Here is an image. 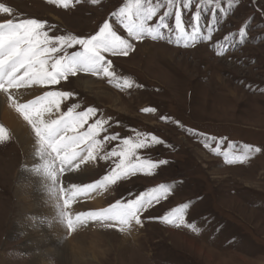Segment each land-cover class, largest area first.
Returning a JSON list of instances; mask_svg holds the SVG:
<instances>
[{"label":"rangeland","instance_id":"1","mask_svg":"<svg viewBox=\"0 0 264 264\" xmlns=\"http://www.w3.org/2000/svg\"><path fill=\"white\" fill-rule=\"evenodd\" d=\"M124 2L73 0L74 6L65 9L49 0H0L13 9L11 15L0 13V21L35 18L46 22V31L51 27V35L87 37L105 20L113 22L111 14ZM199 2L193 0V6L183 11L185 19ZM221 6L225 12L217 11L219 23L211 41L185 47L146 37L132 39L127 56L106 53L120 82L133 81L130 88L117 87L116 79L109 82L102 75L80 72L58 85L32 86L31 96L20 102L35 98L39 91H68L73 97L62 102V110L71 104L81 106L77 111L91 106L98 110L97 118L109 119L101 138L118 133L121 139H135L139 132L164 141L137 152L167 163L150 175L138 173L97 192L101 209L168 185L167 198L143 211L139 225L133 222L120 231L119 226L94 221L69 232L56 218L57 197L49 192L48 178L33 171L40 163L34 131L14 108L29 129L30 142L22 145L2 119L13 101H3L0 125L10 138L0 142V264H264V0H233L231 7L222 0ZM209 9L204 5L200 21L205 33L212 16ZM164 10L149 23L157 22ZM173 21L174 17L168 18L170 24ZM114 27L127 38L120 25ZM241 27L247 31L243 43L235 35ZM79 50L78 45L68 49ZM145 108L155 111L145 112ZM208 137L216 138L210 146L205 145ZM117 144H107L106 150ZM244 145L260 151L232 164L217 154L228 151L233 158L243 154ZM111 166V161L100 159L85 162L81 169L61 174L57 187L67 188L71 175L80 184L94 182ZM185 202L189 207L184 225L160 219ZM82 204L96 210L87 202ZM45 208L55 215H45Z\"/></svg>","mask_w":264,"mask_h":264},{"label":"snow or ice","instance_id":"2","mask_svg":"<svg viewBox=\"0 0 264 264\" xmlns=\"http://www.w3.org/2000/svg\"><path fill=\"white\" fill-rule=\"evenodd\" d=\"M79 2L80 0H75V3ZM90 2L96 4L99 0ZM227 2L231 7L233 0ZM49 3L65 9L74 6L73 0H49ZM204 5L210 6L212 14L206 33L200 25ZM221 5L222 0H200L194 5L195 12L185 19L183 11L193 6V0H125L111 14L113 22L105 20L94 35L87 37L73 34L51 35V27L46 31V22L35 18L0 22V90L8 92L9 89L30 90L32 86H54L80 72L102 75L109 78V82L116 79L117 87L130 88L133 81L123 78L122 83L120 82L112 69V61L105 56L106 53L127 56L133 48L131 40L141 41L146 37L178 45L183 43L185 47L199 41H211L213 29L219 23L216 19L217 11L225 12ZM161 9L165 10L159 15L157 22L149 23ZM12 12L11 7L0 3V13L11 15ZM169 17H174L171 24L168 22ZM114 24L123 28L127 38L118 34ZM235 35L243 43L247 38L246 28L241 27ZM223 39L227 40L229 37L225 36ZM216 44L219 45V42ZM77 45L81 50L68 51ZM218 54L223 55V52ZM72 97L73 93L68 91L48 90L25 103L15 104L17 111L34 131L35 155L40 163L34 165L33 171L42 172L51 182L49 192L57 197L56 218L66 225L69 232L93 221L101 222L107 227L119 226L120 231L130 228L133 222L139 225L143 211L167 198L171 191L168 185L160 184L139 193L135 198L116 200L98 210L73 214L70 209L78 197L104 191L109 186L117 185L118 181L138 173L152 174L153 170L167 161L155 162L150 157L138 155L137 150L150 149L164 141L155 135L139 132L135 139H121L118 133L106 134L101 138L100 134L107 132L106 126H110L109 119L97 118L98 110L91 106L77 111L81 106L71 104L66 110H62V102ZM143 111L155 110L145 108ZM9 138L8 130L0 125V142ZM210 140L216 138H206V146H210ZM113 141H119V144L106 150V145ZM252 151L258 152L260 149L244 145L243 154L234 155L233 158H229L228 151L217 154L223 155L225 161L232 164L243 162ZM98 159L111 161L113 165L101 178L90 183H71L67 188L57 187L61 174L81 169L85 162ZM61 195L62 204L59 202ZM188 207L187 202L182 203L160 219L167 224L184 225Z\"/></svg>","mask_w":264,"mask_h":264},{"label":"bare ground","instance_id":"3","mask_svg":"<svg viewBox=\"0 0 264 264\" xmlns=\"http://www.w3.org/2000/svg\"><path fill=\"white\" fill-rule=\"evenodd\" d=\"M32 90H34V88H31L30 90H26V89H23V88H21V89H10L8 92H5L7 94H4V91L0 90V106L4 102L6 104H9V102H10L9 101V97H8L9 94H10V97L12 98L10 100L13 101V106H11L12 109L9 110V109L6 108L5 109L6 112H4V114L2 116V119L6 122V124L10 128L13 129V132L17 136L18 140L22 143V145H24L25 143H28L29 144V142H30L29 137H28L29 136V133H28V130L29 129H28L25 121H23L21 118L20 119L17 118L16 113H18V112H16L14 110V108H16L15 107V104L20 103V102H23V101L26 100V98H24V97H26V96L30 97L31 95L29 96V94H31L30 91H32ZM6 97H8V98H6ZM25 149H26V146H25ZM26 157L28 158V157H30V155L27 153L26 154ZM29 162L31 163V161H29ZM27 172H28V170H27ZM27 175H28V173L25 174V176H27ZM78 179L79 178L78 177H75V175L68 176V182L70 181L71 183H78L79 182ZM20 181H22V180H20ZM47 183H48L47 185H49L50 184V181L48 180ZM19 191L22 193L23 187H20L19 188ZM37 191H38L39 194L41 193V190L39 189V187L37 188ZM100 195H102L101 192H100ZM18 196H21V194H19ZM83 202H87L88 204H91L97 210L98 207L100 206L99 205L100 204V201H99L98 193L97 192H93V193L89 194L88 196L78 197L76 200L73 201V203H77L78 205H74L72 203V206H71L70 211L73 214L79 213L81 211H88L87 207H85V205L82 204ZM44 213H45V215H48L50 217L53 214L55 215V211H53V209H51V208H45ZM88 223H90V222H88ZM88 223H86V224H88ZM81 226L83 228H85L84 227L85 225H80L79 227H81Z\"/></svg>","mask_w":264,"mask_h":264}]
</instances>
